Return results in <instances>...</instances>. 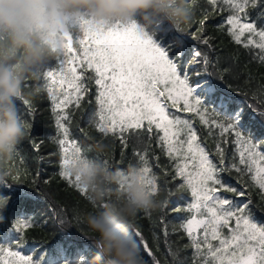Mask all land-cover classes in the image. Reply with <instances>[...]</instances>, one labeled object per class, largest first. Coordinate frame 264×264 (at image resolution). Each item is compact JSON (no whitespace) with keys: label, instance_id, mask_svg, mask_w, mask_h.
<instances>
[{"label":"snow or ice","instance_id":"1","mask_svg":"<svg viewBox=\"0 0 264 264\" xmlns=\"http://www.w3.org/2000/svg\"><path fill=\"white\" fill-rule=\"evenodd\" d=\"M210 3L226 6L230 13L225 21L228 35L246 49H258L259 59L264 62V26H258L249 17V9H264V0H210ZM258 18H264V11L259 12ZM200 24L203 25L204 20ZM169 31V28L161 29V35L157 37L141 33L136 26H117L107 31L77 29L65 39L57 67L48 66L44 74L46 91L51 99L52 110L56 113L59 132L56 140L60 154L59 175L87 198V191L64 169L71 158H79L85 152L76 140L70 139L66 123L70 117L66 109L71 104L80 108L81 101L88 93L82 81L85 73L91 72L98 105L92 126L104 136L118 134L125 148V133L143 130L151 137L155 131L165 155L176 162L175 176L182 181L179 189L188 190L191 195V202L186 207L190 215L182 219L181 228L189 241L185 247L193 250L192 264H264V227L254 219L249 207L253 203L251 197L236 202L220 194L231 193L239 197L246 195L242 188L232 186L221 176L222 173L234 170L241 175H250L253 186L258 187L261 199L264 200V143L254 141L252 135H245L241 131L244 107L238 101L219 95L218 107L226 114L223 119L203 106L202 97H212L218 91L208 79L217 75L216 71H210V67L214 69L215 65L209 57L212 49L209 38L197 41L206 45L208 50L182 49L170 58L169 47L172 42L182 41L175 35L169 37ZM246 34V39H242ZM186 51H191V55L182 61ZM195 65L200 67H193ZM189 69L191 75H203L205 78L190 83ZM217 78L223 80L222 75ZM197 88L201 91L197 92ZM23 103L30 105L28 100ZM233 103L237 106L229 112V105ZM247 107L253 112L257 111L252 105ZM171 109H175V112ZM181 112L194 114L203 126L219 130L215 144L218 163L210 158L209 152L201 144L194 127L195 120L179 115ZM259 115L264 117V110H259ZM25 127L29 128L30 125L25 124ZM228 134L233 136L232 143L236 146L234 162L230 165L225 164L223 147L228 143ZM209 135H212L211 131ZM85 137L90 139L86 132ZM135 155L147 186L153 191L161 190L158 178L149 166L147 152H136ZM237 157L238 163L235 162ZM105 163L109 162L105 160ZM170 195L171 191L168 192ZM168 202L165 197L162 208ZM257 207L264 212V204ZM175 210L179 211V208ZM59 223L64 225L67 221L60 219ZM29 226V221L20 220L15 230L22 232ZM135 235L147 256L152 258L154 264H160L139 229H136ZM164 236L171 264H186L180 258L179 249L174 250L168 244L166 228ZM15 243L17 248L22 249L24 237L15 238ZM69 247H75L78 259L95 253L88 245ZM64 251L66 249L60 248V252ZM0 264H43V261L34 260L32 255H25L12 247L0 246ZM79 264H85V261L80 259Z\"/></svg>","mask_w":264,"mask_h":264},{"label":"trees","instance_id":"2","mask_svg":"<svg viewBox=\"0 0 264 264\" xmlns=\"http://www.w3.org/2000/svg\"><path fill=\"white\" fill-rule=\"evenodd\" d=\"M192 9V20L183 32L169 28V37L172 35L181 38L182 42H172L169 48L171 55L182 49L187 50H208L206 45L197 41L202 38H209L212 49L209 51L210 60L215 65L210 71H216L217 75L208 77L217 87V93L212 96H203V106L210 113L215 112L220 118L225 117V112L218 107V97L223 94L233 101H238L244 107V114L241 120V131L245 135H252L256 142L264 143V117L259 115V110H264V62L259 59V50L255 48H244L242 44H236L228 35L226 17L230 14L226 6L222 4L213 5L210 0H189ZM264 9H249L250 19L258 26H264V18H258L259 12ZM207 17V19H205ZM204 20L201 25L200 21ZM157 35V37H159ZM195 37V39H193ZM247 34L244 38L246 39ZM74 47L76 44L74 43ZM191 51H186L181 58L182 61L190 57ZM51 67H57V60H53ZM193 67H200L195 65ZM228 69V71H224ZM83 71L82 69H78ZM190 75L191 70L189 69ZM222 75L223 80L217 77ZM93 73H85L82 83L88 88V93L81 101L80 108L71 104L67 109L70 117L66 123L70 130V139H74L81 145L88 156L97 158L95 152L90 151L93 143L88 137L99 139L105 137L99 133L92 122L94 114L98 111L95 94L96 85L90 77ZM205 76L197 77L191 75L190 83L204 79ZM34 82L26 84V90H31ZM43 91L27 98L30 105L23 101L18 102L20 114L26 124V135L18 145L17 155L11 162L12 174L7 179V184L0 186V196L6 198V206L0 209V246L12 247L25 255H32L33 259L43 261V264H79L80 259L87 264L92 256L84 255L77 257L75 247L69 245H88L95 252L88 233L84 229L80 219L76 217L91 210V204L86 197L77 192L59 175L60 154L56 140L59 132L56 127V113L52 110L51 99L46 91V82L41 81ZM66 86V85H65ZM199 89L197 92H200ZM252 105L256 112L247 106ZM236 104L229 105V112L235 110ZM255 116V119H253ZM194 127L200 137L201 144L210 154V158L218 163L215 154V144L218 139V129L203 126L196 118ZM212 135H209V132ZM127 139L125 148L119 135L109 134L106 142L111 144V157L109 160L113 168L126 169L130 163L139 164L136 152H147L149 166L153 174L158 178V184L167 197L168 204L159 211L141 213L136 220V229L142 233L143 239L147 241L149 248L160 264H171V257L165 243L164 230L167 229V242L171 247L179 249L180 258L186 264H192L191 257L193 250L186 248L189 243L188 237L181 228L182 219L188 217L183 211L175 209L183 203L179 191L180 178L175 176L174 160L165 155L161 144L158 142L157 134L154 131L149 137L146 131L129 132L124 134ZM228 143L224 144L225 164L233 163L235 145L232 143L233 136L227 135ZM158 158V159H157ZM103 159H108L103 157ZM238 163V157L235 161ZM232 186L242 188L246 195L244 197L233 196L231 193L220 194L233 198L236 202L246 201L249 196L253 203L249 206L252 209L254 219L260 226L264 227V212L257 206L264 204L261 199L260 190L253 186L250 175H241L232 170L230 173L221 174ZM171 191L172 195L168 196ZM150 214V218H149ZM67 221L64 225L59 220ZM30 222L22 232H16L15 225L18 221ZM134 236L141 245L142 256L146 264H154L152 258L148 257L142 243ZM226 231V230H225ZM23 236L24 247H16L15 238ZM60 248L66 249L60 252Z\"/></svg>","mask_w":264,"mask_h":264},{"label":"clouds","instance_id":"3","mask_svg":"<svg viewBox=\"0 0 264 264\" xmlns=\"http://www.w3.org/2000/svg\"><path fill=\"white\" fill-rule=\"evenodd\" d=\"M192 15L189 0H0V186L7 184L26 135L18 102L44 90L40 82L46 69L62 55L70 34L117 26H136L153 36L164 28L183 32ZM29 81L34 86L26 90ZM90 139L97 158L84 152L64 169L87 191L91 204L80 217L96 249L87 264H146L134 236L136 220L161 210L164 194L147 186L139 164L126 169L106 164L112 147L106 136ZM6 203L0 196V209Z\"/></svg>","mask_w":264,"mask_h":264},{"label":"rangeland","instance_id":"4","mask_svg":"<svg viewBox=\"0 0 264 264\" xmlns=\"http://www.w3.org/2000/svg\"><path fill=\"white\" fill-rule=\"evenodd\" d=\"M173 50V48H169V57L170 58H173L174 55H171L170 54V51ZM199 90V88H197V91ZM171 111L175 112V109H171ZM179 115H182L186 118H191V119H194L196 120L197 117L194 116V114H190V113H185V112H181V113H178ZM175 162V161H174ZM176 163V162H175ZM182 183V182H181ZM179 191H181L183 193L182 196H180V199L183 200V203L180 204L177 208H179V211H183V213L187 214L188 216L190 215L189 212L186 211V207H187V204L191 202V195H190V191L188 190H181L179 189ZM233 199V198H231ZM176 208V209H177Z\"/></svg>","mask_w":264,"mask_h":264}]
</instances>
